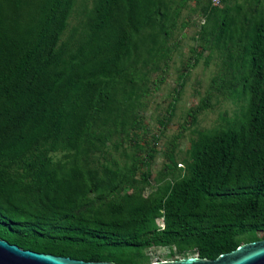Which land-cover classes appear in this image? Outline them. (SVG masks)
Segmentation results:
<instances>
[{"label":"trees","instance_id":"obj_1","mask_svg":"<svg viewBox=\"0 0 264 264\" xmlns=\"http://www.w3.org/2000/svg\"><path fill=\"white\" fill-rule=\"evenodd\" d=\"M192 1L195 63L219 70L191 125L215 97L242 101L241 116L193 129L183 169L175 136L154 177L160 139L146 140L142 112ZM78 2L0 0V238L119 264L264 240V0H82L71 25Z\"/></svg>","mask_w":264,"mask_h":264},{"label":"rangeland","instance_id":"obj_2","mask_svg":"<svg viewBox=\"0 0 264 264\" xmlns=\"http://www.w3.org/2000/svg\"><path fill=\"white\" fill-rule=\"evenodd\" d=\"M81 2L82 0H79L71 25L78 24ZM192 7H195V1L190 2L189 7L184 9L181 15L183 21L189 22V25L183 30H178L171 40V45H174L171 61L165 69L152 75L153 83L146 99L148 107L142 112L146 125V140L150 141L154 136H159L160 139L152 168L154 177L162 170L166 160L165 153L171 148L175 136H182L177 140V145L178 167L183 169L184 165L180 159L190 148V139L194 136L193 129L210 130L224 123L226 118L231 121L241 116L242 101L230 96L215 97L212 100V108L198 116L196 126L191 125L190 110L198 107L219 70L216 58L206 63L203 57L195 63L196 60L191 51L201 44L197 33L201 28L203 17L193 13ZM204 55L206 56L207 53ZM182 74L187 75L183 80L180 77ZM171 105H174L173 116L163 132L160 120L169 116ZM169 253L168 249H153L150 252L151 261L171 260Z\"/></svg>","mask_w":264,"mask_h":264},{"label":"water","instance_id":"obj_3","mask_svg":"<svg viewBox=\"0 0 264 264\" xmlns=\"http://www.w3.org/2000/svg\"><path fill=\"white\" fill-rule=\"evenodd\" d=\"M0 264H119L113 261L87 262L54 254L23 249L0 238ZM151 264H264V240L246 243L215 260L192 256L177 260L156 261Z\"/></svg>","mask_w":264,"mask_h":264},{"label":"built area","instance_id":"obj_4","mask_svg":"<svg viewBox=\"0 0 264 264\" xmlns=\"http://www.w3.org/2000/svg\"><path fill=\"white\" fill-rule=\"evenodd\" d=\"M212 7H221L223 0H209Z\"/></svg>","mask_w":264,"mask_h":264}]
</instances>
